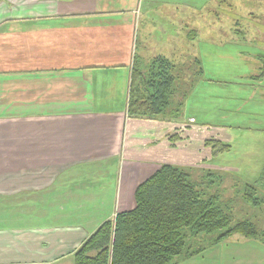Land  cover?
<instances>
[{"label": "crops", "instance_id": "1", "mask_svg": "<svg viewBox=\"0 0 264 264\" xmlns=\"http://www.w3.org/2000/svg\"><path fill=\"white\" fill-rule=\"evenodd\" d=\"M144 1L159 0H0V264H74L162 164L202 166L205 141L189 147L177 120L186 98L128 113L134 62L172 60ZM174 264H264V239L234 234Z\"/></svg>", "mask_w": 264, "mask_h": 264}, {"label": "rangeland", "instance_id": "2", "mask_svg": "<svg viewBox=\"0 0 264 264\" xmlns=\"http://www.w3.org/2000/svg\"><path fill=\"white\" fill-rule=\"evenodd\" d=\"M142 7L143 21L147 16L151 28L160 30L152 37L164 40L160 48L177 64L174 100L186 98L177 120L185 121L181 126L191 135L188 146L205 141L199 150L205 155L202 166L191 167L195 177L208 195L220 193L224 204L233 199L235 219L264 227V204L243 199L245 184L258 180L264 196V0H159L144 1ZM185 26L196 30L189 44L181 42ZM239 26L242 33H231ZM171 34L184 45L183 58L168 46ZM196 58L203 76L195 73ZM208 139L228 147L219 144L212 154L215 142L206 144ZM209 170L214 174L206 176Z\"/></svg>", "mask_w": 264, "mask_h": 264}, {"label": "trees", "instance_id": "3", "mask_svg": "<svg viewBox=\"0 0 264 264\" xmlns=\"http://www.w3.org/2000/svg\"><path fill=\"white\" fill-rule=\"evenodd\" d=\"M195 34L196 30H191L190 39ZM196 62L200 67L195 73L200 76L204 73L202 61L196 58ZM176 67L163 55L153 58L146 71L134 62L129 115L156 118L167 110L177 89ZM211 141L215 142L211 143L212 154L219 144L220 149L228 147L214 139L206 144ZM193 169L162 164L136 188L135 207L103 222L75 251L74 264H174L234 234L264 239L262 223L235 219L230 206L233 199L224 204L220 193L208 195ZM213 174L209 170L206 176ZM259 181L244 186L243 199L253 206L264 204ZM204 240L206 245L200 244Z\"/></svg>", "mask_w": 264, "mask_h": 264}]
</instances>
